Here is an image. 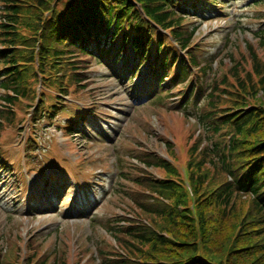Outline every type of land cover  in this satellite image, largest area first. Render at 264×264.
Segmentation results:
<instances>
[{
  "label": "trees",
  "instance_id": "16d2710c",
  "mask_svg": "<svg viewBox=\"0 0 264 264\" xmlns=\"http://www.w3.org/2000/svg\"><path fill=\"white\" fill-rule=\"evenodd\" d=\"M193 2L206 11L204 4H223ZM176 4L0 0V90L6 102L0 118L10 120L0 124L27 120L34 127L64 115L63 123L75 126L89 113L66 98L81 104L91 96V67L100 63L123 62L122 73L131 79L144 66L159 92L165 78L168 85H182L194 68V89L188 84L180 103L200 128L190 138L187 161L178 168L170 159L142 150L135 157L144 168L116 160L115 189L132 217L124 216V225H114L115 216L108 218L118 250L101 252L99 264H264V61L256 54V43L248 42L241 48L244 54L234 59L229 46L236 48L237 41L228 37L223 44L228 64L218 60L214 69L215 57H201L197 29L187 25ZM254 7L262 11L257 20H264V0H254ZM253 34L264 47V26ZM178 51L185 52L187 61ZM171 86L164 99L172 95ZM155 98L164 100L159 94ZM166 149L172 154L171 146ZM153 169L166 177H156ZM31 245L30 252L39 251ZM9 248L0 247V264H10ZM59 251L42 256L38 264H68L65 251ZM35 257L32 253L30 260ZM82 259L77 254L73 263Z\"/></svg>",
  "mask_w": 264,
  "mask_h": 264
},
{
  "label": "rangeland",
  "instance_id": "374dc122",
  "mask_svg": "<svg viewBox=\"0 0 264 264\" xmlns=\"http://www.w3.org/2000/svg\"><path fill=\"white\" fill-rule=\"evenodd\" d=\"M223 2L224 6L215 8L221 15L217 18L206 13L211 20L205 18V22H208H204L198 31L200 34L196 42L201 46V57L208 58L217 54L216 57L223 59L224 52L217 51L223 49V40L230 34L233 42L237 39L236 48L230 46L234 59L244 54L241 48L246 47L248 42L256 43V54L264 61V47L260 46L258 37L253 38L251 34L259 31L260 21L256 15L258 12L262 14L261 9L253 6L254 0ZM209 11L211 14L215 12L213 8ZM196 14L189 13V16L194 18ZM227 17L230 19L225 21ZM236 19H241L240 24L246 29L241 27L240 33L237 30L234 34L236 27L233 23ZM224 63L228 64L227 61ZM100 64L91 67L95 71L90 86L94 93L86 95L80 105L88 107L87 104L95 99L101 102L98 110L101 114L97 115H100L102 121L96 122L110 125L118 132H130L159 158H168L178 168H182L187 161V149L193 144L190 138L196 135L197 127L180 114L178 108L183 105H178L181 99L157 102L147 107L141 104L140 107L139 104L152 91L142 77L147 73L146 69L142 67L138 77L130 84L129 77L121 74L120 65L113 68V65L106 67ZM171 75L172 72L169 77ZM191 80L196 81L195 72L191 73ZM187 85L175 87L173 95L186 93ZM163 87L168 89L167 84ZM173 106L177 108L172 109ZM59 121L62 119L59 118ZM27 125L28 121L23 120L22 128L15 129V133L5 132L0 141V247L2 250L8 247L12 249L13 254L8 259L10 264H38L42 256L51 257L52 252L58 249L65 251L68 264H74L76 255L83 254L85 249L90 248L92 256L98 246L114 243L112 239L104 237L99 227L90 226L89 217L95 215L96 224L108 228V218L119 211L117 206L121 196L117 189H111L114 174L110 176L108 171L103 173L96 170L98 167L105 170L110 160L113 162L114 158L102 154V148L106 149L117 136L108 138V134L102 132L107 142L92 145V141H88L91 146L88 148L87 141L82 140L78 134L74 138L63 137L56 129V123L53 126L41 125L35 128L36 133L32 136L37 144L28 150L29 157L25 162V143L31 132ZM90 126L86 130L88 135L90 129L97 126L94 120H91ZM123 146V157L135 156L140 148L139 144L124 143ZM168 146L172 147V154L167 153ZM34 153L44 160L43 163H37ZM87 166L91 170H85ZM151 172L156 177H166L161 170L153 169ZM50 176H53V180L45 181ZM105 177H108V181L102 184L100 179ZM55 194L57 201L53 200ZM32 243L34 248L39 247V251H29L33 249L28 247ZM32 253L36 254L34 260H30Z\"/></svg>",
  "mask_w": 264,
  "mask_h": 264
}]
</instances>
